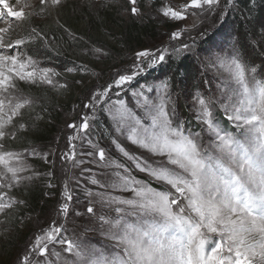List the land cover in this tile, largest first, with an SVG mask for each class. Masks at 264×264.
<instances>
[{"label":"rangeland","instance_id":"374dc122","mask_svg":"<svg viewBox=\"0 0 264 264\" xmlns=\"http://www.w3.org/2000/svg\"><path fill=\"white\" fill-rule=\"evenodd\" d=\"M10 1L7 0V3L13 11L23 10L28 18L39 13H51L56 17V12L60 7L59 4L53 6L51 0H46L43 8L39 7L40 0H32L24 4L18 0H12L15 6ZM75 1L76 4L93 7L119 6V12L124 18L146 16L147 20H152L156 25L155 33L157 34L155 38L146 39L143 47L134 51L124 50L119 45L115 46V51L100 49L99 53L94 51L98 48L84 49L78 59L76 55H73L75 63L68 64L65 60L58 58L55 52L51 58L43 56L42 49L49 51V42L37 40L35 32L25 29L22 22L23 17L9 16L7 9L0 4V12L4 13L3 20L1 19L4 26L0 29L5 30L0 32L5 45L0 51H3L4 55H16L19 61L25 63L24 71L26 72L34 69L37 71L52 70L48 77L52 80V84L39 80L36 83L20 81L18 77L12 76V83L15 87H10L7 92L0 91V99L5 101V119L10 114L9 98L13 106L15 103L28 100L29 103L23 108H29L37 102L36 98L21 92L20 88L23 84L53 89L61 96L66 95L67 100L72 96V101L67 102V112H62L61 123L57 125L58 134L47 147H32L20 152L10 151L16 154L10 160V166L23 169L17 172L18 182L13 181L11 174L6 173L3 166H0V173H6V177H0V184L5 185V187H0V204L11 203V207L5 208L0 213V260L2 264H22L25 256L28 257L26 264H77L75 256L65 251L66 244L61 245L54 241L42 240L40 246L47 244L48 252L41 256L38 249L33 251L37 237H44L52 227L63 229L59 238L72 240L88 250H95L92 257L85 258L79 264H87L89 259H111L118 252L122 254V249L117 248L116 242L109 237V225L102 226L99 219L101 216L111 220L118 219L119 214L114 209L120 206L125 208L126 218L130 222L136 221V217L130 214L131 209L107 202L110 196L132 197L130 191L121 188L119 176L130 175L160 191L168 189L160 182L152 180L146 173L136 169L133 161L123 156L112 143L116 140L130 154L145 159L149 163L161 162L159 156H154L147 150L133 145L127 139L129 129L116 131L119 120L116 109L121 108V105L123 106L121 110L127 109L145 124H150L148 112L163 105L172 118L173 126H182L177 117L182 110H186L198 130L190 126L185 132L199 133L197 142L202 150L207 149L215 153L213 146L216 143V136L203 122L200 99L208 103L212 118L218 127L219 124L215 117L216 110L231 122L234 128L231 134L237 139H243V130L237 127L236 121L229 119L233 115L232 107L236 104L234 93L239 91V85L235 82L232 71L227 68V63L233 58L238 59L244 65L245 75L250 83L253 77L257 80H264V52L258 50L257 45L254 46L253 51L257 53L255 59H249L240 51L230 49L228 46L223 47V40L219 38L222 34L214 35L217 45L212 51L206 52L202 46V43L210 36L212 38L215 30L220 27V23L228 14V7L233 4L234 0H219L217 5L212 7L203 5L201 8H185L184 5H187L189 0H161L159 6L151 0H135L134 3L132 0ZM134 7L138 10L135 14L132 12ZM169 8L183 12L185 19H176L170 14L165 15V11ZM177 32L179 35L174 38L173 33ZM17 39H23L25 43L17 46L14 44ZM246 39V42H256L253 36H248ZM8 44H12L13 47L8 48ZM74 49L79 50L77 47ZM144 50H148L153 57H158L162 52L164 60L157 59L155 65L148 67L151 59L143 57L138 60L137 58V53ZM183 55H191L199 60L198 76L201 78L198 80L201 86L199 91H192L193 89L191 90L189 86H181L178 82H175L174 86L167 75L158 74L156 76L154 72L163 63L171 61V58ZM5 67L13 66L11 62H5ZM253 67L256 68L255 73L251 72ZM15 68L17 71L20 70L18 65ZM69 68L74 71L68 72ZM134 71L138 74L133 80L120 87L114 85L119 75L131 74ZM110 84L113 87L103 99H93L95 94L103 92V89ZM164 85L167 87L165 88ZM63 101L65 102V99ZM85 105L90 106L85 107ZM15 117L11 124L6 125L4 138H9L18 131ZM85 118L89 119L88 130L82 131L79 128L69 127L73 123L80 125ZM224 132L226 131L223 130L221 134L223 135ZM3 139L0 140V145ZM101 148L105 151L103 161L98 156ZM0 151L5 152L2 149ZM33 160H39L49 168L47 188L50 193L47 198L51 199L53 204H47L37 214L21 217L15 225V228L19 230L17 233V230L9 224L10 222L3 219V214L19 203L14 189L19 184L35 180L40 176V169L31 163ZM125 168L128 172L124 171ZM93 179L98 183L93 184L91 182ZM9 184L12 185L11 188L6 186ZM69 196H71L70 200ZM65 203L68 204V209L67 212H62L61 205ZM90 206L94 209L92 214L87 212ZM12 239L15 240V246H9L10 250L6 253L3 244L8 246ZM220 239L218 235L212 234L207 250H210L214 242ZM56 253H59L58 257ZM223 255H227V252L225 251Z\"/></svg>","mask_w":264,"mask_h":264},{"label":"snow or ice","instance_id":"6c2138e0","mask_svg":"<svg viewBox=\"0 0 264 264\" xmlns=\"http://www.w3.org/2000/svg\"><path fill=\"white\" fill-rule=\"evenodd\" d=\"M40 3L44 5L46 0H40ZM60 3L61 0H51L53 6ZM218 3L219 0H189L184 7H212ZM0 4L11 17L25 16L23 10L13 11L7 0H0ZM137 11L135 7L132 9L134 14ZM164 14L185 19L183 12L172 8L167 9ZM2 17L3 13H0V18ZM4 31L0 29V32ZM32 31L35 32V29ZM178 35V32L173 33L174 38ZM24 43L23 39L14 41L17 46ZM4 47L0 37V49ZM7 47L11 48L13 45L8 44ZM94 51L99 53L101 50ZM143 57L151 59L148 67L155 65L157 59L164 60L162 52L158 57H153L148 50L137 53L138 60ZM5 62H11L13 67L6 68ZM16 65L19 66V71L16 70ZM25 67V63L19 61L16 55H4L0 51V91L7 92L10 87H15L12 83L13 75L20 81L36 83L39 80L52 84V80L48 78L52 70L34 69L26 72ZM227 68L232 71L234 80L239 85V91L234 93L236 104L232 107L233 115L229 119L236 121L237 127L243 130V139H237L227 132L222 135L223 130L214 122L208 103L200 99L203 122L216 136L213 146L215 153L202 150L197 142L199 133L185 132L180 125L173 126L172 118L163 105L148 112L150 124L143 123L127 109L121 110L122 105L116 109L119 115L116 131L129 129L127 139L133 145L159 156L161 162L149 163L130 154L116 140L112 143L123 156L133 161L136 169L160 182L168 190L160 191L130 175H120L121 188L130 191L132 197L110 196L107 202L131 209L130 214L136 217V221L130 222L126 218L125 208L120 206L114 209L119 214L118 219L99 217L102 226L109 225V237L116 242L117 248L122 249V254L118 252L111 259H89L87 264H264V80L253 77L250 83L246 78L244 65L235 58L227 63ZM67 71L72 72L74 69L69 68ZM251 72L255 73L256 68L253 67ZM137 74L134 71L119 75L114 85L120 87L133 80ZM112 87L113 85H108L103 92L95 94L93 99H103ZM28 103L25 100L13 106L9 98L10 114L5 119V101L0 99V140L5 137L6 125L11 124L19 110ZM69 127L86 131L89 129V119L85 118L80 125L73 123ZM15 155L0 151V166L11 174L13 181L18 182L17 172L23 169L10 166V160ZM98 156L101 161L105 159L103 148L99 150ZM124 171L128 172L126 168ZM6 173H0V177H6ZM91 182L98 183L95 179ZM6 186L12 187L11 184ZM0 187L5 185L0 184ZM9 207L11 203L0 204V213ZM67 209V203L61 205L62 212H67ZM87 212L92 214L93 207H88ZM62 230L61 227H52L44 237H37L33 251L38 249L39 254L44 256L48 252L47 244L43 247L40 244L42 240H47L66 244L65 251L75 256L77 264L92 257L95 250H88L72 240L59 238ZM212 234L221 239L207 250ZM225 251L227 255H223ZM56 255L58 257L59 253ZM27 261L28 257L25 256L22 264Z\"/></svg>","mask_w":264,"mask_h":264},{"label":"trees","instance_id":"16d2710c","mask_svg":"<svg viewBox=\"0 0 264 264\" xmlns=\"http://www.w3.org/2000/svg\"><path fill=\"white\" fill-rule=\"evenodd\" d=\"M151 1L156 6L161 2V0ZM58 6L60 7L56 17L51 13H39L28 18L25 14L22 22L27 31L35 29L34 35L37 40L49 42V51L42 49L43 56L51 58L55 52L58 58L68 64L75 63L73 55L78 59L84 49L115 51V46L119 45L124 50L134 51L143 47L146 39L155 38L157 34L155 33L157 27L152 20H147L146 16L124 18L119 12V6L93 7L76 4L75 0H61ZM39 7L43 8V5ZM227 13L212 38L210 36L202 43L203 48L206 52L212 51L217 45L214 35L222 34L219 38L223 40V47L228 46L230 49L240 51L249 59L257 58V53L253 52L254 46L257 45V49L264 52V0H234L228 7ZM248 36H253L256 42H246ZM198 62L199 60L191 55L175 56L154 72L156 76L167 75L174 86L175 82H178L181 86H189L192 91H199L201 86L198 80L201 78L198 76ZM20 90L36 98L37 102L29 108L20 109L15 117L18 131L1 142L2 150L5 152L47 147L58 134L57 125L61 123L62 112L68 110L67 102L72 101V96L67 100L66 95L61 96L57 91L44 86L23 84ZM215 113L219 128L233 133L234 128L226 116L218 110ZM177 120L185 131L190 126L198 130L186 110H182ZM31 163L40 169V176L35 180L19 184L14 189L19 203L3 214V219H7L15 230H17L15 225L21 217L37 214L47 204H53V201L47 198L50 193L47 188L49 168L39 160H33ZM14 243L15 240L12 239L8 246L3 244L4 251L8 253L10 250L8 247H14ZM0 264H2L1 260Z\"/></svg>","mask_w":264,"mask_h":264},{"label":"bare ground","instance_id":"6f19581e","mask_svg":"<svg viewBox=\"0 0 264 264\" xmlns=\"http://www.w3.org/2000/svg\"><path fill=\"white\" fill-rule=\"evenodd\" d=\"M18 1H20L21 3H29V2H31L32 0H18ZM1 13V12H0ZM3 13V12H2ZM3 17H4V13H3ZM2 17V18H3ZM2 18H0V28H2L3 26H4V23L1 21V19ZM3 20V19H2Z\"/></svg>","mask_w":264,"mask_h":264}]
</instances>
